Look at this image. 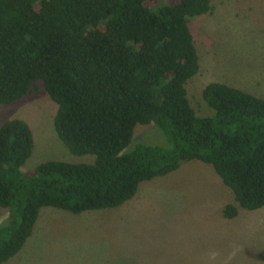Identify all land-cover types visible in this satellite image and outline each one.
Returning <instances> with one entry per match:
<instances>
[{"label":"trees","instance_id":"obj_1","mask_svg":"<svg viewBox=\"0 0 264 264\" xmlns=\"http://www.w3.org/2000/svg\"><path fill=\"white\" fill-rule=\"evenodd\" d=\"M210 0H0V106L39 83L55 106L52 129L73 156L20 171L32 133L20 119L0 124V264L31 235L42 208L77 215L119 207L141 183L180 164L210 166L237 209L264 206V99L210 82L197 116L185 83L198 71L187 18L205 15ZM152 125L161 146L124 152L136 125ZM4 221V222H5ZM246 255L264 262V250Z\"/></svg>","mask_w":264,"mask_h":264},{"label":"rangeland","instance_id":"obj_2","mask_svg":"<svg viewBox=\"0 0 264 264\" xmlns=\"http://www.w3.org/2000/svg\"><path fill=\"white\" fill-rule=\"evenodd\" d=\"M209 5L207 14L186 19L198 71L184 89L200 117L211 115L200 98L210 82L264 99V0H210ZM54 113L39 83L16 102L0 106V124L20 119L32 133L22 173L31 174L50 160L92 163V156H73L56 139ZM161 143L152 125H136L124 152L138 144ZM230 203L231 193L210 166L189 161L141 183L119 207L77 215L40 209L31 235L2 264H264L246 255L264 250V206L237 209L235 218L224 220L221 208ZM5 219L6 211L0 209V228Z\"/></svg>","mask_w":264,"mask_h":264},{"label":"crops","instance_id":"obj_3","mask_svg":"<svg viewBox=\"0 0 264 264\" xmlns=\"http://www.w3.org/2000/svg\"><path fill=\"white\" fill-rule=\"evenodd\" d=\"M228 86V85H227ZM233 88H237V89H241V88H239V87H233ZM241 90H243L244 92H247V90H245V89H241ZM248 93V92H247ZM250 95H252V96H254V97H257V98H260L259 96H257L256 94H250Z\"/></svg>","mask_w":264,"mask_h":264}]
</instances>
